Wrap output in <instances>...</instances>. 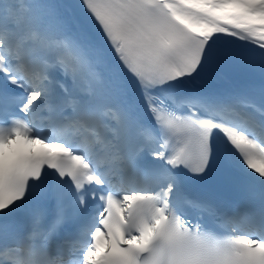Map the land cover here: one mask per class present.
<instances>
[{"label":"bare ground","instance_id":"6f19581e","mask_svg":"<svg viewBox=\"0 0 264 264\" xmlns=\"http://www.w3.org/2000/svg\"><path fill=\"white\" fill-rule=\"evenodd\" d=\"M19 10L27 11L29 13L28 7L26 5H24V3H21L20 4ZM28 21H29V23H35V17H28ZM250 35L253 37V36H257L258 33L255 30H251L250 31ZM149 231H150V229H148V228L145 229V232L148 233Z\"/></svg>","mask_w":264,"mask_h":264},{"label":"rangeland","instance_id":"374dc122","mask_svg":"<svg viewBox=\"0 0 264 264\" xmlns=\"http://www.w3.org/2000/svg\"><path fill=\"white\" fill-rule=\"evenodd\" d=\"M18 1H20V0H18Z\"/></svg>","mask_w":264,"mask_h":264}]
</instances>
